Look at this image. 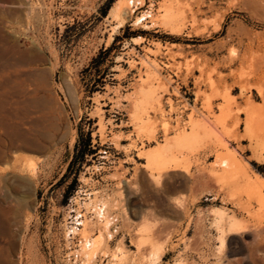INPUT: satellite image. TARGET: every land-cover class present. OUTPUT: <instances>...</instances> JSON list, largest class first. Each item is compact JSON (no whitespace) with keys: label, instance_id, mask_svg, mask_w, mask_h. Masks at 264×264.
I'll return each instance as SVG.
<instances>
[{"label":"rangeland","instance_id":"obj_1","mask_svg":"<svg viewBox=\"0 0 264 264\" xmlns=\"http://www.w3.org/2000/svg\"><path fill=\"white\" fill-rule=\"evenodd\" d=\"M117 1L0 0V264H264V0Z\"/></svg>","mask_w":264,"mask_h":264},{"label":"bare ground","instance_id":"obj_2","mask_svg":"<svg viewBox=\"0 0 264 264\" xmlns=\"http://www.w3.org/2000/svg\"><path fill=\"white\" fill-rule=\"evenodd\" d=\"M125 1L126 0H118L117 2H115L114 6H113V8H112V10L110 12L111 16L118 17V18H120L122 20V19H125L130 14L128 9H124L123 8V6L125 4ZM137 2H138V0L135 1V3H137ZM139 2L142 3L143 1L141 0ZM174 10H175V8H173V6L172 7L171 6L167 7L165 9V13L162 15L163 21L171 22V21L175 20L174 18L177 16V14H176V12ZM123 22H124V20H123ZM140 98L141 99L140 100L138 99L137 103L135 102L136 103L135 104V109H136L135 111L136 112L134 114L135 115L134 116L135 119L139 118L138 116H140L139 114H141L143 112V110H144V112L146 111L145 108L147 106H150V105L152 106L153 102H156V101H154L155 98H154V91L153 90H143L141 92V97ZM147 108H149V107H147ZM140 111H142V112H140ZM142 115H143V113H142ZM138 121H141V120L138 119ZM146 124L147 123L144 122V124L141 126L142 129H144V130L147 129L148 130V128H147L148 125H146ZM192 126L193 127H192L191 131H188L187 133L179 134L177 137H175L174 140H173L174 141L173 143L169 142V143L163 144L159 148H156V149L152 150L151 152H149L146 155L147 159H148V167L151 170L156 171L158 174H162L163 172H165V170L167 171V169L170 166H172L173 164L177 165L178 159L173 154H171V152L173 150H175V149L187 150V151H190V152L196 151L198 146H199L200 132L202 134V129L204 130L205 125L202 124V122L200 123V122L195 121ZM247 127H248V134H251V135H249L250 138L256 136V134L254 135V133H256L257 129H258L257 131H259V128L264 130V113H261L260 115H258L256 117L253 114L249 115V118H248V121H247ZM257 134H258V132H257ZM260 135H262V134H260ZM261 137L262 136H257L258 139L261 138ZM248 179H250V178H248ZM256 183H253L250 180H247L246 183L244 184V189H245V191H247L248 195L251 198L255 197L258 200V202L261 203V205L263 207V205H264V191L263 190L264 189L262 190L261 187H259V185H257L259 183H257V184ZM256 213H258V212H256ZM261 216L264 217V213H262L260 215V217ZM231 226L234 227V228H237L238 226H240V223L237 222V221H233ZM163 250H164V247H162V246H155L154 247V249L152 251V256H151L154 259V261L158 262L160 260L161 255H163V252H164ZM176 264H181V263H176Z\"/></svg>","mask_w":264,"mask_h":264},{"label":"trees","instance_id":"obj_3","mask_svg":"<svg viewBox=\"0 0 264 264\" xmlns=\"http://www.w3.org/2000/svg\"><path fill=\"white\" fill-rule=\"evenodd\" d=\"M114 1L115 0H108V3H107V5H106V8L104 9V11H103V14L104 15H106L107 14V12H108V10L110 9V7H111V5L114 3ZM90 141H91V137H90V135H89V137H87V140H86V147H89L90 146ZM85 155H86V151H82L81 152V159L82 160H85ZM76 183V179L74 180V182H73V184L72 185H70V187L68 188V190H67V192H66V194H65V198L66 199H68L69 198V196H70V194H71V192H72V190L74 189V184Z\"/></svg>","mask_w":264,"mask_h":264}]
</instances>
